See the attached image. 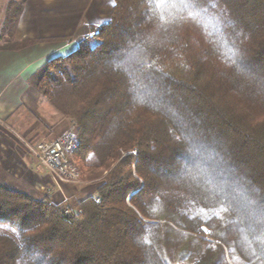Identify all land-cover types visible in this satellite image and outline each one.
<instances>
[{"label":"trees","instance_id":"trees-1","mask_svg":"<svg viewBox=\"0 0 264 264\" xmlns=\"http://www.w3.org/2000/svg\"><path fill=\"white\" fill-rule=\"evenodd\" d=\"M22 5L0 49L40 41L14 39ZM28 82L75 119L88 177L106 173L73 207L0 182V264H179L204 229L205 264H264V0H113Z\"/></svg>","mask_w":264,"mask_h":264},{"label":"crops","instance_id":"crops-1","mask_svg":"<svg viewBox=\"0 0 264 264\" xmlns=\"http://www.w3.org/2000/svg\"><path fill=\"white\" fill-rule=\"evenodd\" d=\"M109 3L112 7V0H23L14 39L40 41L20 49H0V120L29 139L44 138L47 132L59 133L69 123L28 79L51 58L74 50L87 27L107 22L111 16ZM4 10L0 13V29ZM40 172L48 175L34 169L7 132L0 129V181L13 191L31 196L32 183L38 184V178L43 177ZM95 191H76L71 196L81 200L94 196ZM58 192L54 187L49 198L58 197Z\"/></svg>","mask_w":264,"mask_h":264},{"label":"rangeland","instance_id":"rangeland-1","mask_svg":"<svg viewBox=\"0 0 264 264\" xmlns=\"http://www.w3.org/2000/svg\"><path fill=\"white\" fill-rule=\"evenodd\" d=\"M112 2H113V0H112ZM6 4H7V2H2V0H0V13L5 9ZM112 6H113V4H112ZM111 9H112V7L110 6V3H109L107 6V11L111 12ZM110 15H111V13H110ZM100 25H102V24L87 27L86 33L90 32V31H95L94 36H96L98 33V27ZM82 37H81L80 41H82ZM4 40H0V45L4 44V42H5ZM48 103L54 110H56V112L58 114L62 115L65 119L69 120V123L68 124L66 123L65 126L63 127V129L59 133H53V132L48 133L47 132L46 136L44 138L29 139V138L25 137L23 134L15 131L13 128H11L6 122H4V120H2V119L0 120V129L3 130L4 132H7V134L10 136V138L15 143V147L24 155L25 158H27L30 162L33 163V168L34 169L36 168V170L40 169V168H39L37 162L35 161V159L33 158V155H31L30 151L28 150V146L35 145L41 141H45V140L54 138V137L58 136L59 134H61L63 131L68 130L70 127L76 128V132H77V136H78V143H79L78 126H77L75 119L73 117H71L70 115L65 114L62 111H60L59 109H57L49 101H48ZM74 162L80 171L82 183H80V184H69V183L68 184L67 183L56 184V183H54L53 179L51 178V176L49 174L46 175L45 172H40L43 175V177H41V179L38 178V180L40 181L38 184L32 183V186L30 188L32 195L31 196L27 195V196H29L32 199L37 200V201H44L45 199H50L49 198L50 191L52 192L54 190V187H55V189L59 191L57 193L58 197L50 199V200H52L56 203H65V205H69L70 207H73L72 199H75V198L72 197L71 194H73V192H76V191L78 192L81 190L83 192L87 193L88 190H92V189L97 188L102 183L103 177L105 176V173H106V172H104L100 176H97L94 178H89L93 173L92 171H90L88 169L89 163L82 160L77 153L74 155ZM95 172H99V171H95ZM84 178H87V179H84ZM53 185H54V187H53ZM182 232L187 233L184 230ZM205 232H206L205 235L199 236L200 240H202V242H203L202 243L203 248H204L203 252H201L200 254L196 253V255H194L195 256L194 257L193 254H195L194 252H196L194 248H197V247L195 245H191L190 248H192L191 251L193 252V254L187 255L183 259V261L180 262L179 264H205L206 263L205 262L206 259H204V258H206L210 253H212V247L208 243L212 242L213 239L208 235V231H205ZM182 240L177 241V243L182 245L183 244ZM207 252H209V253L206 254Z\"/></svg>","mask_w":264,"mask_h":264},{"label":"built area","instance_id":"built-area-1","mask_svg":"<svg viewBox=\"0 0 264 264\" xmlns=\"http://www.w3.org/2000/svg\"><path fill=\"white\" fill-rule=\"evenodd\" d=\"M95 35V31L87 32L82 41ZM78 146V136L75 127H70L58 136L28 146V150L37 162L39 168L46 171L54 183L80 184L82 178L74 155Z\"/></svg>","mask_w":264,"mask_h":264},{"label":"snow or ice","instance_id":"snow-or-ice-1","mask_svg":"<svg viewBox=\"0 0 264 264\" xmlns=\"http://www.w3.org/2000/svg\"><path fill=\"white\" fill-rule=\"evenodd\" d=\"M132 46H130L131 48ZM129 52L128 57H126L127 60H131L133 57L131 55V52L129 50H126ZM127 70V69H125ZM131 75V73H129ZM177 139H179V137H177ZM186 139L188 140V144H189V152L192 153L193 155H195L196 153L194 152V149L196 148V144L194 141V138L192 137H186ZM204 231H207V229H204Z\"/></svg>","mask_w":264,"mask_h":264}]
</instances>
